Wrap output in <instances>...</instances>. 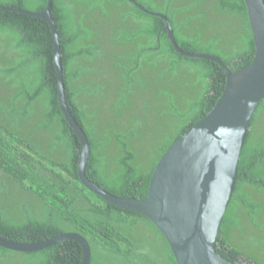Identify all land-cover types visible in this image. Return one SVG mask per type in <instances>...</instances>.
<instances>
[{"label":"trees","instance_id":"1","mask_svg":"<svg viewBox=\"0 0 264 264\" xmlns=\"http://www.w3.org/2000/svg\"><path fill=\"white\" fill-rule=\"evenodd\" d=\"M165 15L179 47L220 58L232 73L253 62L245 0H136ZM48 0H0L42 12ZM67 106L90 143L88 178L143 199L164 152L213 109L227 82L206 59L182 56L160 17L128 0H53ZM51 26L0 10V236L38 243L78 233L90 264H177L146 216L109 204L79 178L82 145L60 108ZM216 252L264 264V100L250 123ZM67 240L37 252L0 246V264H82Z\"/></svg>","mask_w":264,"mask_h":264},{"label":"water","instance_id":"2","mask_svg":"<svg viewBox=\"0 0 264 264\" xmlns=\"http://www.w3.org/2000/svg\"><path fill=\"white\" fill-rule=\"evenodd\" d=\"M52 1L48 0L42 12L16 7L0 10L44 18L51 26L60 108L82 145L78 172L83 185L109 204L140 213L152 221L167 239L177 264H233L216 252V243L233 194L251 120L264 100V0H245L255 54L251 65L234 73L216 56L183 51L165 15L149 11L136 0H128L141 11L165 20V29L176 52L214 61L221 65L227 76L225 89L213 109L164 152L143 199L114 196L86 174L91 148L66 103L62 51L57 25L51 16ZM67 240L80 243L84 254L82 264H90L91 247L78 233H66L30 244L12 242L0 236V246L18 252H37Z\"/></svg>","mask_w":264,"mask_h":264}]
</instances>
